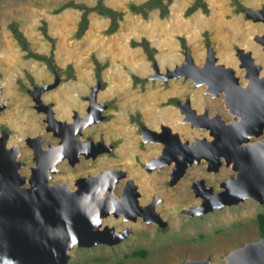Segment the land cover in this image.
<instances>
[{
    "label": "rangeland",
    "instance_id": "rangeland-1",
    "mask_svg": "<svg viewBox=\"0 0 264 264\" xmlns=\"http://www.w3.org/2000/svg\"><path fill=\"white\" fill-rule=\"evenodd\" d=\"M98 2L117 12L115 24L109 14L92 9L80 30L84 8L76 5L94 6ZM262 3L264 0H0V89L2 97L7 99V108L0 112V120L7 122L9 142L18 143L21 149L26 135L40 133L44 141L50 136L30 94L34 86L57 80L54 90H50L54 86L44 90V101L65 91L66 98L73 97L78 102L95 83L101 82L103 87L97 97L108 100L106 119L92 128L96 134L103 130L107 141L116 142L115 147L94 159H80L74 165L58 163L61 169L58 176L73 186L78 175L119 167L127 170L125 177H133L140 202L158 197L156 210L162 223L138 217L126 223L131 231L118 243L74 244L69 249L67 264H182L186 258L207 256L211 258L209 264H225L231 250L261 236L257 215L264 212V203L252 197L190 214L188 207L201 201L191 186L193 177L202 175L217 190L221 188L219 181L235 171L230 165H223L218 173L208 172L202 161H194L176 183L170 184L167 180L171 163L151 169L144 167L146 160L157 155L160 149L156 144L140 140V123L133 117L145 103L153 110L150 117L143 116L148 125L158 128L165 123L171 130H179L182 140L191 141L203 135L204 129L189 128L182 120L176 102L209 98L205 84L196 85L183 75L168 79L154 77V66L160 72L172 68L184 61L185 51L200 65L208 47L216 55V61L231 65L240 83H244L247 78L235 53L244 48L250 49L261 65L260 73L264 74V50L257 40V35L264 33V23L245 13L246 7H262ZM214 17H221L225 25L221 30L209 24ZM174 19L190 23V28L169 32L166 28ZM14 22L28 49L14 36L11 26ZM226 24H236L240 33L235 37L223 35L228 30ZM223 38L228 40L227 44ZM223 50L234 63L225 62ZM170 55L173 59L167 58ZM134 65L149 71H137ZM99 69L100 77L96 73ZM164 111L170 117H165ZM260 137L264 138V129L251 140ZM21 150L19 159L25 161V166L19 170L27 176L28 166L33 163L25 148ZM140 178L151 179V186H145ZM118 186L114 187L115 193ZM110 218L117 223L114 217ZM120 225L123 224L116 226Z\"/></svg>",
    "mask_w": 264,
    "mask_h": 264
},
{
    "label": "water",
    "instance_id": "water-1",
    "mask_svg": "<svg viewBox=\"0 0 264 264\" xmlns=\"http://www.w3.org/2000/svg\"><path fill=\"white\" fill-rule=\"evenodd\" d=\"M245 13L264 21V5L248 7ZM257 40L264 47V36ZM235 53L239 65L244 67L246 85H240L231 65L216 61L217 57L210 48L201 65L196 64L187 51L184 61L172 68L160 72L154 66V77L168 79L183 75L191 78L196 85L205 83L209 92L218 94L223 91L225 103L235 115H239V118L224 124V129L210 130L212 139L209 140L196 138L190 143L173 133L168 140L164 139L161 153L147 167L151 169L174 160L176 164L170 172L171 183H174L193 161L204 158L210 164L212 156L223 155L235 174L220 183L221 190L218 192L204 185L202 191L196 189L201 201L188 207L190 214L237 203L244 197L264 203V138L251 140L252 136H260L264 129V74L260 75L261 65L255 61L250 50L239 48ZM54 83L42 84L32 91L34 101L41 105L38 108L46 112L47 130L52 129L53 122L63 123L54 118L52 110L47 108L49 104H44L39 95L53 87ZM94 99L93 96L95 104ZM98 118L86 115L74 118V122L68 125L78 124V129L74 130L77 132ZM191 118L200 126L211 127L209 123L203 125L205 121H199V114L193 109ZM164 129L170 130L168 126ZM147 133L152 139H163L155 130L148 129ZM54 150L50 146L47 149L41 147L38 154L49 155L50 159L41 164L36 157V166L32 167L27 179L20 173L22 162L16 158L17 151L11 152L8 163L0 160V264H67L69 249L74 244L92 246L120 241L125 236L124 231L114 233L111 228L101 226L102 218L109 213L118 215L122 212L121 205L125 199L133 202L132 216L144 214L146 219L163 222L160 214L153 210L156 199L146 207L137 204L138 192L132 179L127 181L130 196H116L112 188L118 179L126 175L123 169L110 168L79 177L74 188L67 183H50L48 171L54 170L53 162L66 154L57 155ZM26 182L28 185H25ZM193 187L196 188V185ZM210 260V256L186 258L182 264H209ZM225 264H264V234L231 250L226 255Z\"/></svg>",
    "mask_w": 264,
    "mask_h": 264
},
{
    "label": "flooded vegetation",
    "instance_id": "flooded-vegetation-1",
    "mask_svg": "<svg viewBox=\"0 0 264 264\" xmlns=\"http://www.w3.org/2000/svg\"><path fill=\"white\" fill-rule=\"evenodd\" d=\"M263 5H264V3L261 4V6H263ZM246 8H248V7H246ZM255 20H257V19H255ZM258 21H261L264 23V21H262V20H258ZM209 24L213 28H216L217 30H221L225 26L224 23L221 21V17H214L209 22ZM171 25L166 28L169 32H171L175 28L177 29L176 30L177 32H181L183 30L190 28V23L179 21L178 19L177 20L174 19L173 23ZM226 25L228 27V30H227L228 32L224 31L223 35L232 34V36L235 37L237 34L240 33V30L237 28L236 24H226ZM136 28H139V27L136 26ZM155 32H156V29L153 31V34H151V35H154ZM192 36H194V34H192ZM262 36H264V33L257 35V37H262ZM223 37H225V36H223ZM223 39H224V44H227L228 40L226 38H223ZM182 40H184V39L182 38ZM260 44L262 45V43H260ZM262 48L264 50L263 45H262ZM208 49L209 48L207 47V51H208ZM210 50H211V48H210ZM245 50H250V49H245ZM207 51H206V53H207ZM184 53H186V51ZM213 54H214V52H213ZM223 54H224L223 59L225 60V62L227 64L234 63V59L229 57V54L227 51L223 50ZM251 55H252V53H251ZM167 58L173 59V56L170 55ZM203 63H201V64H203ZM239 63H240V61H239ZM240 67H242V66H240ZM134 69H136L137 71L138 70L143 71L144 73H147L149 71V69L146 70L145 68H141L137 65H134ZM100 70L101 69L96 71L98 77H100ZM260 75H261V73H260ZM239 83H240V81H239ZM56 85H54V88L53 89L51 88L50 90H54ZM240 85H246V82L240 83ZM35 87L36 86H34V88L30 89L31 96H33L32 91L35 89ZM102 87H103V83H101V82L95 83L92 86V88L89 89V91L87 93L83 94L82 98L78 99V100H80L78 102H76L75 98H73V97L72 98H70V97L66 98L67 93L65 91L62 94L59 93L57 97H50L49 101H44V99L42 97V95L45 91H42L39 94L42 102L44 104H49L47 108L52 110V115L54 116V118L62 121L63 123L60 124V123L53 122L52 126H51L52 129L47 130V128H46L47 123L44 120V118L46 117V112L43 109L38 108L41 106L40 104H35V106L37 105L36 109L38 111H40L43 115V121L45 122V130H46V132L49 133L50 136H49L47 141H44V139H42L40 133H35L33 135H26L24 137L23 143L25 146L22 147L21 149L25 148V151L28 152L27 154H30L29 156H30L32 163H33V164L28 166L29 174L27 176H25L23 174L26 179L30 176L32 167L36 166V157H39V163H41V164H44L47 160L50 159L49 155L44 154L42 156L43 153H39L41 157L38 156L39 155L38 152H39V150H41V147L44 149L49 148V146L53 147L55 149L54 152H56L57 155L59 153H66L64 156H62L61 158H59L53 162L54 170L48 171V173H49L48 181L50 183H67L68 185H69V183H68L67 179L62 178L61 176L60 177L58 176L61 174V169L57 166L58 163L64 162V163H67L69 165H74V164L78 163L80 161V159H86V160L91 159V158L94 159V158L98 157L101 153L108 152L109 150H112L115 147L116 142L114 140L107 141L106 138L104 137V133L102 132L103 130L99 131V134H96L94 128H92V126L94 124H96L100 121H104L106 119V115H105L104 111L108 108V100L105 99V101H101V100H98V97H97L98 92L100 90H102ZM207 87H208V85L205 84L204 89L206 92L210 93L209 98H202V97L201 98H195L193 101L190 98H186L185 100H178L176 102V105L180 109L182 120L184 122L188 123L189 128L196 127V128H200L202 130L204 129L205 132L203 135L195 136V137H193V139L191 141H188L186 139L182 140L180 138V135H179V130H171L170 129V130L166 131L164 129V126H168V125H165V123L161 124L158 128H154V127L148 125L147 123H145L143 121V116L150 117L151 116L150 113L153 114V110H149L148 105H146L144 103V106L141 105V107L138 109L137 116L133 117L134 120L136 121V123H140L139 124L140 125V127H139V129H140L139 130L140 131L139 132L140 140L150 142L152 144H156L160 149V152L157 154V155H159L161 153L163 147H164V139L168 140L169 137L172 136L173 133H177L178 137L182 141H188L190 143H193L196 138L209 140V139H212V135L210 133V130H213V131L222 130L225 128L224 124H228V123L232 122L235 117L239 118V115L238 116L235 115L230 110L229 106H227V104L225 103V99H224L225 93L223 91H220L218 94H214L213 92L207 91ZM93 96L95 98L94 99L96 102L95 104L92 101ZM150 97H152V95H150ZM153 99H154V96H153ZM6 100L7 99L2 97V90L0 89V112L7 108L6 107L7 101ZM64 102L66 104H64ZM47 108H45V109H47ZM191 109H193L196 114H199V121H205V123L203 125L209 123L211 125V127L210 126L209 127L200 126L197 123L192 122V120H191L192 119L191 118ZM163 114L165 117H170V115H168L169 113H167L166 111H164ZM86 115L89 117L99 116V118L97 120H92L88 124L84 125L81 128V131L74 132V130L76 128L78 129L79 125L75 123L74 125L69 127L68 123L74 122V118H80V117H83ZM168 127L170 128V126H168ZM88 129H89V131H88ZM148 129L149 130H155L156 132H159L160 136H162L163 139H161V140L152 139L147 133ZM9 138H10V131L7 128V122L0 120V160L3 163H8L9 159H10L11 152L17 151L18 154H17L16 158H17V160L22 162V165L20 167V168H22L25 166V161L22 159H19V155L22 153V150L18 146V143H15V142L10 143ZM26 149H28V150H26ZM157 155L152 156L151 158L147 159L146 162L144 163V167L150 166L151 160L153 158H155ZM201 161L204 164L205 170L208 172H213V173H218L219 168L222 167L223 165H225V166L230 165V164L226 163L223 155L212 156V162L210 164H208L207 160L204 158H201L200 161H195V162L200 163ZM217 161H218V164H217ZM1 162H0V165H1ZM170 163H171V171H172V166L175 165L176 163L174 160ZM156 166L159 167L158 165H156ZM208 167H211V168L209 169ZM214 167H216V169ZM230 167H231V165H230ZM112 168H119V167H112ZM105 169H110V168H105ZM105 169H101V170H98V171L92 172V173H97V172L105 170ZM120 169H122V168H120ZM231 169H232V167H231ZM123 170L126 172V175H127V170L126 169H123ZM88 174H91V173L78 175L74 179V185L73 186L69 185V186L71 188H74L76 186L75 185L76 179H78L79 177L88 175ZM233 174H230L228 177H223L219 181V185L222 181L229 178ZM54 176H56L55 177L56 179H54ZM125 176L120 178V179H123L122 183L118 184V182L120 180V179H118V181H116L114 183V186L112 188V190L114 192L115 185H119L118 186V193L114 192L118 198H124L123 196H128V197L130 196V190H129L130 188H128V185H127L128 179H132L133 182L136 184L133 177H125ZM140 180H142V183L145 186H148V185L151 186V179L145 180L143 178H140ZM177 180H176V182H177ZM167 181L170 184L176 183V182L171 183L170 173H169V179ZM25 185H28V182H26ZM194 185H196V188L193 187ZM203 185L204 186H211L213 192H218L221 190V188L214 190L212 183H207L205 178L202 175H196V177H193L191 179V186H192L194 192L196 189L199 192L202 191L204 189ZM137 188L138 187L136 184L135 190L138 192L136 195L137 204L140 206L146 207V206H149L150 203L154 199H156L153 210L158 212L156 210L158 197L153 196V197H151V199L149 201H145L144 203H142L139 201V191ZM195 195L200 196L196 192H195ZM125 200L126 201H124L121 205L122 209H123L122 212L118 215H115L114 213H109L107 216H105L106 218L104 220L105 222L102 223V226H101L102 228L104 226H107V227L111 228L112 229L111 232H114V233L124 231L125 236H126L131 231L126 223L134 221L138 217H141L142 220H145L147 222L159 224L156 221L146 219L144 214H138L137 213L135 216H132V215H134L133 214L134 213L133 202H131L130 200L128 201L127 199H125ZM110 216L114 217L116 219L117 223H114V221H111ZM118 224H123V225H120L119 227H117L116 225H118ZM111 236H112V234L110 235V237ZM118 242H116V243H118ZM103 244H107V243H103Z\"/></svg>",
    "mask_w": 264,
    "mask_h": 264
},
{
    "label": "trees",
    "instance_id": "trees-1",
    "mask_svg": "<svg viewBox=\"0 0 264 264\" xmlns=\"http://www.w3.org/2000/svg\"><path fill=\"white\" fill-rule=\"evenodd\" d=\"M76 6L77 7H80V8H84L82 22L80 24V30L82 28H84V26L86 24V21H87L86 15L92 9H98V10H100V12L109 14L111 16V19H112L113 24H115L117 12L116 11H113L109 7L104 6L101 2H98L94 6H85V5H76ZM132 8H134L136 10L137 7H133L132 6ZM163 12H165V9L163 10ZM11 26H12V32H13L14 36L18 39V41L23 46V48L28 49L29 46L27 44V41L24 38V36L21 34V32L17 29L16 23L15 22L12 23ZM142 43L143 44H146L145 41H143ZM41 58L45 60L44 57H41ZM49 58L50 57H47V61H48V64L51 65V61H49L50 60ZM257 221H258L259 233H260V235H262V234H264V212L258 213V215H257ZM135 252H137V251H135ZM139 252L142 253V251H139ZM116 264H122V262H117Z\"/></svg>",
    "mask_w": 264,
    "mask_h": 264
}]
</instances>
